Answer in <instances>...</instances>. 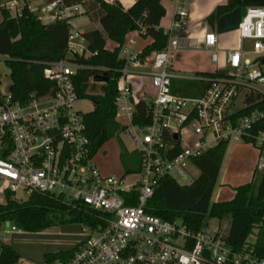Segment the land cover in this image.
<instances>
[{"label": "built area", "instance_id": "2783aa9c", "mask_svg": "<svg viewBox=\"0 0 264 264\" xmlns=\"http://www.w3.org/2000/svg\"><path fill=\"white\" fill-rule=\"evenodd\" d=\"M187 1L172 0L173 14L164 27L168 38L163 48L141 57L135 48L136 38L127 36L119 49L124 64L117 84L116 115L124 117L126 127L130 125L132 149L140 153L139 169L133 172L132 180L127 179L128 174L104 173L90 151L84 112L75 105L82 99L73 81L76 63L66 57L44 67V76L55 81L51 95L22 103L13 99L10 90L0 92L3 195L10 191L19 198V189L28 194L41 191L96 212L97 221L83 224L89 232L71 255L43 264H264V257L253 247L229 246L226 231L219 224L211 227L207 223L193 231L182 217L165 219L146 210L163 177L171 176L181 184L195 179L189 165H195L192 158L208 147L221 140L238 142L245 138H253L257 147L264 145V130L256 134L251 131L264 117V108L235 122L228 115L240 89L257 91L264 97V6H246L238 23L240 38L249 40L250 46L229 49L226 74L207 78L210 84L202 95L188 96L171 89L172 78L183 77L172 62L180 45L178 31L186 24ZM43 9L61 18L79 7H66L54 0ZM77 34L70 29L69 44L75 42ZM203 44L210 50L211 59L217 61L216 33L206 31ZM134 74L148 76L154 88L148 97L149 121L142 126L131 120L136 100L128 77ZM10 228L16 229L13 224Z\"/></svg>", "mask_w": 264, "mask_h": 264}, {"label": "trees", "instance_id": "16d2710c", "mask_svg": "<svg viewBox=\"0 0 264 264\" xmlns=\"http://www.w3.org/2000/svg\"><path fill=\"white\" fill-rule=\"evenodd\" d=\"M60 2L62 5L80 2L85 12L100 24L98 28L81 33L85 40L83 52L74 51L70 56L66 55L71 29L69 16L44 22L24 4L14 13L0 6V54L9 68V90L13 99L22 103L32 97L54 93L55 81L44 76L45 66L66 57L78 65L73 81L79 97L90 98L93 102V108L83 113V121L88 146L95 154L106 140L126 128L116 115L115 104L120 69L124 64V59L119 57L120 46L128 33L135 30L140 36L150 38L140 51L141 57L163 48L168 34L160 20L166 9L161 0H134L127 8L118 0ZM233 6V3L216 5L206 16L207 22L214 25L217 18ZM107 39L115 42L114 47L106 46ZM224 74L226 68L196 70L192 76L172 78L171 89L182 95L200 96L210 84L207 78ZM97 81L98 84L95 83ZM239 95L240 105L236 101ZM239 95L228 109L232 122L255 109L264 108V97L259 92L240 89ZM148 106V98L136 100L131 119L133 124L142 126L149 121ZM261 130H264V117L251 127L254 134ZM244 141L255 144L253 138H245ZM227 143L221 140L192 158L199 173L190 183L181 184L171 176L163 177L149 198L146 210L165 219L182 217L193 231L206 225L210 218L227 219L226 243L234 249L253 247L259 256L264 257V166L254 171L252 179L234 186L231 198L211 200ZM119 157L124 174L138 171V151L121 146ZM4 197L0 200V230L6 220L26 231L43 230L59 222L93 224L97 221L96 212L88 207L46 192L34 190L23 199L6 191ZM78 244L46 252L44 262L71 255ZM19 258L20 252L0 238V264H12Z\"/></svg>", "mask_w": 264, "mask_h": 264}, {"label": "crops", "instance_id": "0c3cea01", "mask_svg": "<svg viewBox=\"0 0 264 264\" xmlns=\"http://www.w3.org/2000/svg\"><path fill=\"white\" fill-rule=\"evenodd\" d=\"M54 0H0V6L3 5L9 8L11 2H13L11 8L12 13L16 12L17 8H21L26 4L32 11L37 13L39 17L44 22H52L56 18L53 15V11H46L43 8L46 4ZM60 1V0H58ZM113 1V0H107ZM125 8L130 6L134 0H118ZM162 4L165 6L166 12L160 20V25L167 27L172 19L173 14V3L172 0H161ZM233 3L232 9L222 13L214 23L210 25L206 16L214 9L218 4ZM72 5H78L79 9L77 11L71 12L68 16V20L71 24V30L77 31V36L74 39V43L69 44L67 56H70L72 52H79V48L82 51L85 46V40L83 39L81 33L85 30H90L100 27L97 19L92 18L84 10L83 5L80 2H74L70 5H64L70 7ZM249 5H260L264 6V0H188L186 3L187 7V17L185 26L178 31L180 45L179 47L183 50L189 51V61L187 65L181 66L177 64L173 59L172 67L173 69L182 76H192L196 70H213L217 68V61H213L210 56V50L203 44V36L206 31L212 30L217 35V47L219 51L222 52V59H226L227 51L229 49L238 48L243 46L247 49L246 40H242L238 33V23L242 17V7ZM15 7V8H14ZM2 19V12L0 10V20ZM128 36H133L136 38L135 48L141 51L142 47L150 41L149 37H142L137 31H130ZM80 37V38H79ZM115 42L111 39L106 40V46L108 48L114 47ZM178 47V48H179ZM88 53L87 51L85 52ZM219 53V52H218ZM1 55V54H0ZM3 56V55H1ZM175 58V57H174ZM219 58V56H218ZM218 60V59H217ZM264 63V62H262ZM264 69V65H261ZM186 71L188 73H184ZM131 84L132 97L137 100L139 98H148L154 92V88L150 83L149 77L146 75H131L128 77ZM149 89H152L149 91ZM121 119L124 117L121 115ZM124 122V120L122 121ZM256 149L248 144L239 142L234 145L230 150V154L235 158L236 156L241 157L240 168L237 169V175L228 174L231 183L235 186L237 184L246 182L253 178L254 171L256 169H261L264 166V151L263 147L259 148V153H256ZM233 158V159H234ZM97 163V162H96ZM98 165V164H97ZM231 167V163H228V168ZM100 168V167H99ZM102 170V169H101ZM104 173H111L102 170ZM251 175V178L249 176ZM225 179H229L226 178ZM218 195L216 200L229 199L234 194V189L231 192H227L222 186L217 191ZM227 195V196H225ZM8 229V230H7ZM48 227L39 231H26L19 228L11 229L5 228L4 232L6 237L1 238L2 240L10 243L20 252V258L12 264H43L45 259V253L50 251H55L62 249L59 244L43 243L41 245H33L31 247H24L18 245L19 243H26L29 239L37 234H43L48 232ZM7 230V231H6ZM18 230V231H13Z\"/></svg>", "mask_w": 264, "mask_h": 264}, {"label": "rangeland", "instance_id": "374dc122", "mask_svg": "<svg viewBox=\"0 0 264 264\" xmlns=\"http://www.w3.org/2000/svg\"><path fill=\"white\" fill-rule=\"evenodd\" d=\"M178 36L179 33H178ZM80 38V37H79ZM246 45L249 47L250 42L246 39ZM88 52V51H87ZM69 54V52H67ZM222 52L219 51L218 53V60L216 62L218 69H225L227 67V61L226 59H222L221 57ZM247 57L252 58V53H246ZM189 51L185 49H181L180 47L176 50L175 53V62L177 64H180L181 66L187 65L189 61ZM264 65V63H262ZM184 73H188L186 71H182ZM11 82V78L9 75V68L7 67L4 56L0 55V92H7L9 90V85ZM95 83H99L98 81ZM152 89H149L151 91ZM237 103L240 105L242 103L241 101V95L237 98ZM75 105L77 109L81 110L82 112L91 110L93 108V102L90 98H82L75 101ZM120 119V118H119ZM124 119H121L123 121ZM130 125L128 127L120 130L115 136L109 138L106 140L101 147L97 150L95 153V160L100 167V169L111 172L113 174H122L124 173L122 163L119 157V151L121 146H124L127 149L133 148V142L130 137ZM248 145L253 146L256 149V153H259V148L256 146V144H253L251 141H239ZM238 142L228 141L226 150L220 165L218 178L216 181V184L213 188L212 194H211V200H216L217 198V191L222 186L224 189H226L227 192H231L234 189V184L231 183L230 179L231 176L228 177V174L232 173V175H237V169L240 168V161L241 157L236 156L235 158L233 155L230 154V150L234 147L235 144ZM263 151H264V145H263ZM234 158V159H233ZM231 163V167L228 168V163ZM189 170L194 176H197L199 173V169L195 165H189ZM260 169H256V171H259ZM229 178V179H225ZM134 178V174L130 173L127 176L128 180H132ZM251 178V175L249 176ZM17 194L19 198H26L28 196V193L19 189L17 190ZM227 196V195H225ZM5 197L0 190V200H4ZM209 226L216 227L218 224L221 227V230L223 232L226 231L228 226V220L223 219L219 221L217 218H210L208 221ZM12 223L8 220L2 222L1 230H0V237L4 238L6 237V234L4 232L5 228H10ZM83 224L79 222H59L54 225H51L48 227V232H45L43 234H37L32 236L29 241H26V243H19L20 246H28L31 247L33 245H41L43 243H55L59 244L62 248H71L75 244H77L86 233L89 232V229H83ZM18 231V230H13Z\"/></svg>", "mask_w": 264, "mask_h": 264}, {"label": "water", "instance_id": "95a60500", "mask_svg": "<svg viewBox=\"0 0 264 264\" xmlns=\"http://www.w3.org/2000/svg\"><path fill=\"white\" fill-rule=\"evenodd\" d=\"M245 12V7H242V14ZM264 62V59L262 60Z\"/></svg>", "mask_w": 264, "mask_h": 264}]
</instances>
